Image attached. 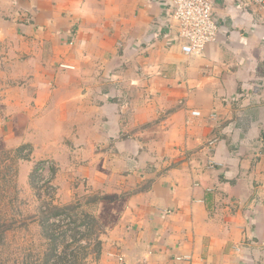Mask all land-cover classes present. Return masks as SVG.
Segmentation results:
<instances>
[{
	"label": "crops",
	"instance_id": "1",
	"mask_svg": "<svg viewBox=\"0 0 264 264\" xmlns=\"http://www.w3.org/2000/svg\"><path fill=\"white\" fill-rule=\"evenodd\" d=\"M163 2L0 0V46L50 72L31 103L58 105L64 149L90 152L94 181L148 153L150 188L128 197L147 264H264V12L214 0L217 40L186 56Z\"/></svg>",
	"mask_w": 264,
	"mask_h": 264
},
{
	"label": "rangeland",
	"instance_id": "2",
	"mask_svg": "<svg viewBox=\"0 0 264 264\" xmlns=\"http://www.w3.org/2000/svg\"><path fill=\"white\" fill-rule=\"evenodd\" d=\"M8 44L16 46H0V264H116L117 252L131 264H147L136 250V215H128L140 200L128 197L150 188L148 153L135 150L138 165L106 167L110 179L99 182L102 174L94 181L90 152L64 149L70 137L63 136L68 125L58 105L44 110L31 103L34 84L50 72L26 69L17 56L4 54ZM259 163L264 182V160ZM259 186L263 193L264 183ZM212 204L215 210L218 201Z\"/></svg>",
	"mask_w": 264,
	"mask_h": 264
},
{
	"label": "built area",
	"instance_id": "3",
	"mask_svg": "<svg viewBox=\"0 0 264 264\" xmlns=\"http://www.w3.org/2000/svg\"><path fill=\"white\" fill-rule=\"evenodd\" d=\"M245 1L264 12V0ZM163 4L169 11V27L183 55H201L207 45L216 42L219 27L212 15L214 0H164ZM191 115L199 113L192 111Z\"/></svg>",
	"mask_w": 264,
	"mask_h": 264
}]
</instances>
